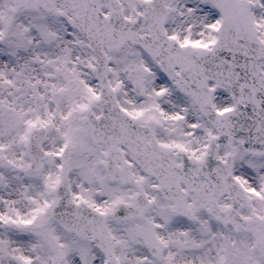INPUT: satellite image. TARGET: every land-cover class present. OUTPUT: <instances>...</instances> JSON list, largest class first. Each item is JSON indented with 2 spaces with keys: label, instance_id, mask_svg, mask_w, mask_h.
<instances>
[{
  "label": "snow or ice",
  "instance_id": "obj_1",
  "mask_svg": "<svg viewBox=\"0 0 264 264\" xmlns=\"http://www.w3.org/2000/svg\"><path fill=\"white\" fill-rule=\"evenodd\" d=\"M0 264H264V0H0Z\"/></svg>",
  "mask_w": 264,
  "mask_h": 264
}]
</instances>
